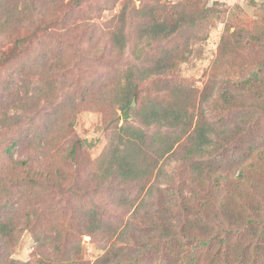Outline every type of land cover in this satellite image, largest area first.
I'll list each match as a JSON object with an SVG mask.
<instances>
[{
    "label": "trees",
    "instance_id": "trees-1",
    "mask_svg": "<svg viewBox=\"0 0 264 264\" xmlns=\"http://www.w3.org/2000/svg\"><path fill=\"white\" fill-rule=\"evenodd\" d=\"M47 1L36 14L26 6V2L22 7L19 2L0 5V37L12 39L11 48L2 54L0 68H9L23 49L37 47L39 39L46 33H53L60 41L46 48L45 40L44 47L56 50L59 55L66 49L65 45L73 42L69 36L72 32L79 28L96 27L89 22L81 26L71 24V10L80 7L85 0ZM137 1L144 4L135 8L131 0H126L111 21L108 45L122 54L128 47L130 23L133 21H137L136 42L149 47L158 45L154 56H147L140 67L128 68L123 80L117 83L118 94L122 95L117 103L119 109L136 102L139 106L135 109L136 118L143 129L118 127L117 121H114L115 102L111 106L107 102L106 107L98 100V89H87L83 93L77 86L74 87L73 78L69 75L78 61L71 68L62 64L61 57L49 63L47 52L30 62L36 66L35 69L48 66L51 70L50 76L45 79L40 75L39 86H35L33 93L26 91L21 95L14 88L5 89L16 96L9 105H19L18 108L21 106L24 112L29 109L35 116L27 117V126L22 129L20 124L25 121L21 118L26 116L0 112V129L6 128L14 135L12 144L0 151V247H13L20 234L29 231L42 256L36 264H90L73 259V254L82 256L84 236L99 238L108 244L128 234L135 241L130 249L108 251L92 264H149L151 255L157 251L165 253L182 249L187 251V264H197L195 250H206L210 263L221 262L220 256L225 255L235 238L240 242L246 241L241 246L247 245L245 251L248 248L252 256L258 254L260 240H264V207L262 210L250 209L253 214L249 210L251 215L246 212L242 218H236L225 199L222 202L223 210H226L224 218L214 221L206 213H193L194 208L191 212L182 200L165 202L162 197L156 196L162 193L159 186L162 177L160 163L176 153L180 155L181 163L188 166L191 175H195V189L207 185L222 191L232 189L231 177L225 174V170H220L227 166L228 160L221 159V164L215 168L209 164L219 160L222 150L229 151L228 147L239 141L243 143L248 138L251 144L244 150V159L249 155L257 159L258 163H262L260 170L264 174V138H252L254 129L264 120V61L260 71L219 89V104L223 108L218 116L201 113L196 105L194 113L191 104L183 101L181 86L171 81L172 77H167L176 72L178 61L186 58L189 38H185L184 33L190 32L196 22L209 14L197 20V17L194 19L180 13L176 6L169 8L157 0H151V3H147L149 0ZM12 34L14 38H11ZM226 41L224 36L218 59L225 53ZM79 63L84 64L85 61ZM109 63L113 64V61ZM151 79H155V96L140 102V86ZM103 86L107 84H102L98 93ZM210 87L213 89L215 86ZM61 91L62 95L57 99ZM251 98L255 107L243 105ZM242 99L245 101L239 102ZM44 107L49 111L45 112V118H41ZM83 111L103 113L114 142L101 158L95 160V164H100L98 170L91 172L86 179L88 183L81 185L77 176L81 167L82 142L74 139L70 148L66 147V142L74 134L76 116ZM222 113L229 117L235 115L233 123L236 126L233 127L237 128L236 132L225 129L226 115ZM57 158L62 159V164L55 163ZM248 175V168H242L236 182H245ZM117 182H121L124 189L117 200L115 191L109 192L108 197L100 195L101 190ZM127 188H134L135 194L127 197ZM54 189L67 192L73 200L74 206L66 208L65 212L66 218L73 224L72 229L60 227L57 223L62 222L63 212L55 211V206L50 205L47 199ZM110 189L113 190L112 187ZM88 193H93L92 197ZM84 195L91 197L90 203L79 208L73 196ZM106 198L115 205L125 206L127 222L139 224L142 229L137 233L146 231L148 236L137 234L129 226L121 231L120 225L115 223L118 218L112 220L111 213L98 207V202H106ZM147 198L155 201L156 209L146 215V222H141L139 206L144 205ZM199 211L205 212L206 209ZM48 248L50 254L46 253ZM11 264L24 263L12 260Z\"/></svg>",
    "mask_w": 264,
    "mask_h": 264
},
{
    "label": "rangeland",
    "instance_id": "rangeland-1",
    "mask_svg": "<svg viewBox=\"0 0 264 264\" xmlns=\"http://www.w3.org/2000/svg\"><path fill=\"white\" fill-rule=\"evenodd\" d=\"M67 1L65 0L64 2ZM157 1L167 5L169 8L176 6L177 11L184 13L187 17H193L194 19L197 17V20L203 18L204 14H209L207 18L196 22L195 27L190 32L184 33V35L186 34L185 38H189L188 48L185 49L186 58L178 61L176 72H173L167 78L172 77L171 81L181 86L183 89V101L191 104L192 112L195 113L196 105L199 112L209 116H218L223 108L219 104V89L228 83L231 85V83L239 82L250 74L261 70V64L264 61V0ZM15 2H19L20 7L25 5L26 2V6L31 7L34 14H36L42 4H46L48 1L0 0V5H5V3L14 4ZM125 2L126 0H85L80 7L71 10V24L81 26L83 23L89 22L95 24V28H79L72 32L69 36L73 38V42L67 44V46L65 45L66 49L64 51L60 50L61 53L59 55L56 50L46 49L59 42V38L53 33H46L39 39L37 47L23 49L22 54H18V59L9 68H0V112L26 116V118H21V121H25L20 124L19 128L22 129L27 126L26 124L29 121L27 117L35 116L34 112L29 109L24 112L25 110L21 106L18 108L19 105H14V107L9 105V103L12 104L16 96L15 93L7 92L5 89L14 88L21 95L26 91L33 93L36 90L35 86H39L40 75L45 79L47 75L48 77L50 76L51 70L48 66L35 69L36 66H32L33 64L30 62L35 61L39 54L47 52L49 63H53L56 58L61 57L62 64L70 65L71 68L78 61V64L72 68V72L69 75V77L73 78L74 87L77 86L83 93L87 89H98L97 97L99 99H97L104 103L106 107L107 102L110 106L115 102L114 110L116 116L114 121H117L118 127L132 126L143 129L136 118L135 109L139 107L136 102H133L134 106L129 111L130 118L128 120L122 118L127 107L120 110L117 105L118 101L122 99V95L118 94L117 83L123 80L122 78L125 77L128 68L142 66L147 56L155 54L158 45L149 47L145 43L136 42L134 34L137 21H133L130 23L127 49L120 54L110 48L108 45L109 32L111 30L110 23L120 12ZM131 2H133L135 8H140L144 4L137 0H131ZM147 3H151V0ZM224 36L227 37L225 53L218 59L219 47ZM250 36L256 39L252 40ZM11 38H14V34L11 35ZM11 41L12 39L9 37H0V61L3 59V52L11 48ZM44 41L46 48L43 45ZM79 61H85V63L80 64ZM111 61H113V64L109 63ZM154 82L155 79H151L142 83L140 86V102H145L155 96ZM105 83L107 86H103L102 91L98 93L100 86ZM211 85L215 87L211 89ZM61 95L62 91L58 93L57 99ZM77 96L79 95L77 94ZM91 98L94 99L92 96ZM244 101L242 99L239 102ZM245 104H248L251 108L256 106L253 105L255 104L253 98L245 101L243 105ZM49 108L52 109L51 106ZM49 108L44 107L41 118H45V112H48ZM222 114L226 115L225 129L230 130L232 133L236 132L237 128L233 127L236 126L233 123L235 115L232 114L233 117H229L225 113ZM234 120L238 122L237 119ZM252 135V138L257 136L264 138V120L254 129ZM13 138L14 135L7 131L6 128L0 129V151L6 146H10ZM74 139L80 140L83 147V153H81V158L79 159L81 167L77 176L79 184L82 185L84 182L88 183L86 179L91 172L98 170L100 164H95V160L101 158L114 141L111 129L106 127V119L103 113L91 111H83L76 116L74 134L66 142L67 148L71 147ZM250 144V138L244 140L243 143L239 141L228 147L229 151L222 150V155L218 156L219 160L211 161L209 164L210 167L215 168L216 165L219 166L221 164L222 160H228L227 166L220 170H225V174L231 177L232 189L222 191L213 185L195 189L193 184L196 182L195 175H191L192 172L188 166L181 163L183 161L180 155L176 153L174 157H169L167 161L160 163L162 177L159 186L162 193L156 196L162 197L165 202H169L171 199L182 200L190 211L191 208H194L193 213H206L214 221L224 218L226 210H223L222 202L225 199L229 202L228 208L234 212L236 218H242L246 212L248 215L253 214L252 210H250L253 208L262 210L264 207L262 202V199H264V174L260 170L262 163H258L257 159H254L251 155L244 159V150ZM16 150L21 151V149ZM55 163L62 164V159L57 158ZM181 165H183L182 168ZM242 168H248L249 175L246 177L245 182L237 183L236 179ZM112 191L117 192V200V197L124 191L121 182L105 187L101 190L100 195L108 197L109 192ZM172 193L175 194L174 197L171 195ZM88 194L91 197L93 195V193ZM134 194V188H127L125 193L127 197H131ZM90 196L86 197L84 195L78 198L73 196V198L77 206L81 208L86 203H90ZM47 199L50 205L55 206V211L63 212V214L60 213L62 222H57L61 225L60 227L64 226L72 229L73 224L65 216L66 208L74 206L71 196L65 191L54 189L49 192ZM147 199L144 205L139 206L141 222L145 221L146 215L151 214V211L156 209L155 201ZM95 201H97V198ZM104 201L106 202H98V207L101 211L111 213L110 217L112 220L115 217L118 218L115 223L118 226L120 225L121 231L125 226H129L130 230L136 233L137 230L142 229L135 222H127L128 216L124 213L125 206L115 205L107 198ZM195 206L198 210H195ZM202 208L206 209V211L200 212L199 210H202ZM249 210L252 212L251 214ZM137 234L141 235L142 233L138 232ZM144 234L145 236L147 235L146 231L142 235ZM245 242H240L237 238H235V241L230 242L225 255L220 256L221 262L214 261L210 263L206 250H195L196 263L263 264L264 240H260L259 252L257 255L254 254V257L248 253V248L245 251L247 245L241 246ZM134 245L135 241L130 239L128 234L122 238L119 237L117 240L113 239L108 244L101 242L99 238L84 236L82 237V256L79 257L73 254V259L84 260L92 264L108 251L121 252L130 249ZM46 253L50 254V248L46 249ZM40 257L42 256L39 253L37 242L29 231L21 233L13 247H0V264H11L12 260L24 264H36ZM186 259L187 251L185 249L165 253L157 251L151 255L149 264H187Z\"/></svg>",
    "mask_w": 264,
    "mask_h": 264
},
{
    "label": "water",
    "instance_id": "water-1",
    "mask_svg": "<svg viewBox=\"0 0 264 264\" xmlns=\"http://www.w3.org/2000/svg\"><path fill=\"white\" fill-rule=\"evenodd\" d=\"M133 106H134V103L131 106L127 107L122 117L124 120H128L130 118L129 111L131 110Z\"/></svg>",
    "mask_w": 264,
    "mask_h": 264
}]
</instances>
